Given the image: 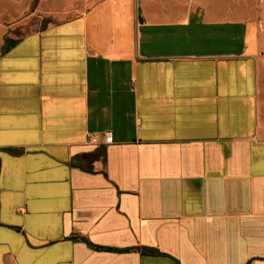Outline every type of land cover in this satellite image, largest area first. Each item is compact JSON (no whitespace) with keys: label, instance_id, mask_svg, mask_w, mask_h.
Wrapping results in <instances>:
<instances>
[{"label":"crops","instance_id":"0c3cea01","mask_svg":"<svg viewBox=\"0 0 264 264\" xmlns=\"http://www.w3.org/2000/svg\"><path fill=\"white\" fill-rule=\"evenodd\" d=\"M195 1L0 0V264H264L256 57Z\"/></svg>","mask_w":264,"mask_h":264},{"label":"rangeland","instance_id":"374dc122","mask_svg":"<svg viewBox=\"0 0 264 264\" xmlns=\"http://www.w3.org/2000/svg\"><path fill=\"white\" fill-rule=\"evenodd\" d=\"M195 2L198 3L199 8L209 7L213 12L218 13L220 20L228 19L234 22L236 38L250 40L257 61L260 94L264 102V0H196ZM30 29L29 25L27 32Z\"/></svg>","mask_w":264,"mask_h":264},{"label":"built area","instance_id":"2783aa9c","mask_svg":"<svg viewBox=\"0 0 264 264\" xmlns=\"http://www.w3.org/2000/svg\"><path fill=\"white\" fill-rule=\"evenodd\" d=\"M105 141L106 142L112 141V135L110 132L105 133Z\"/></svg>","mask_w":264,"mask_h":264}]
</instances>
